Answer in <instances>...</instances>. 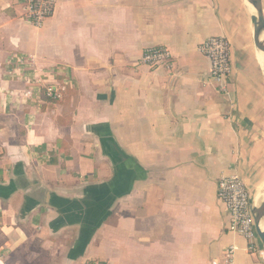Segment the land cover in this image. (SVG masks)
<instances>
[{"label": "crops", "instance_id": "obj_1", "mask_svg": "<svg viewBox=\"0 0 264 264\" xmlns=\"http://www.w3.org/2000/svg\"><path fill=\"white\" fill-rule=\"evenodd\" d=\"M215 35L229 94L199 51ZM253 35L244 0H58L42 27L0 0V264H224L231 246L264 264L217 196L225 175L264 187ZM150 46L171 67L144 64Z\"/></svg>", "mask_w": 264, "mask_h": 264}, {"label": "built area", "instance_id": "obj_2", "mask_svg": "<svg viewBox=\"0 0 264 264\" xmlns=\"http://www.w3.org/2000/svg\"><path fill=\"white\" fill-rule=\"evenodd\" d=\"M24 15L35 27H42L55 13L58 0H23ZM231 42L224 36H211L199 45V51L211 63L210 78L223 94H229V82L234 73ZM172 53L166 46L147 47L141 61L150 66L172 65ZM27 62V58L15 54L9 64L15 70ZM48 95L56 96L53 86L47 88ZM217 196L229 212L228 229L242 235L248 242L250 251H257L260 246L255 220L251 208L250 191L246 182L239 175H225L219 179ZM236 247L231 246L225 253L224 264H233ZM78 264H110L100 259H86Z\"/></svg>", "mask_w": 264, "mask_h": 264}, {"label": "water", "instance_id": "obj_3", "mask_svg": "<svg viewBox=\"0 0 264 264\" xmlns=\"http://www.w3.org/2000/svg\"><path fill=\"white\" fill-rule=\"evenodd\" d=\"M249 10L254 24V45L258 56L259 64L264 73V67L261 64L260 55L264 54V10L262 0H244ZM248 186V185H247ZM249 188V186H248ZM250 191L251 208L255 220V226L259 240L264 246V187L254 194Z\"/></svg>", "mask_w": 264, "mask_h": 264}, {"label": "bare ground", "instance_id": "obj_4", "mask_svg": "<svg viewBox=\"0 0 264 264\" xmlns=\"http://www.w3.org/2000/svg\"><path fill=\"white\" fill-rule=\"evenodd\" d=\"M260 60H261V64H262L263 67H264V54H261V55H260Z\"/></svg>", "mask_w": 264, "mask_h": 264}, {"label": "trees", "instance_id": "obj_5", "mask_svg": "<svg viewBox=\"0 0 264 264\" xmlns=\"http://www.w3.org/2000/svg\"><path fill=\"white\" fill-rule=\"evenodd\" d=\"M50 99L53 100V101H55V99H57V98H55V97H51Z\"/></svg>", "mask_w": 264, "mask_h": 264}]
</instances>
